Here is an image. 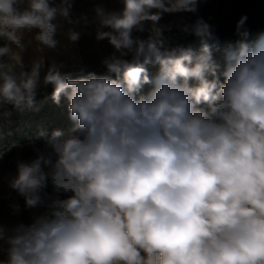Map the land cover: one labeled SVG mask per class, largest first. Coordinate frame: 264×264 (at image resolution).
<instances>
[{"label":"clouds","instance_id":"9594fccd","mask_svg":"<svg viewBox=\"0 0 264 264\" xmlns=\"http://www.w3.org/2000/svg\"><path fill=\"white\" fill-rule=\"evenodd\" d=\"M198 2L97 7L100 27L111 31L96 38L121 56L134 50L132 59L113 56L105 74L77 78L48 68L44 84L55 104L68 100L74 128L41 133L44 150L33 146V159L16 160L9 186L26 207L48 198L53 210L11 235L0 225L8 245L0 264H264V35L225 49L222 72L212 54L219 41L203 18L182 28L198 38V50L165 47L162 14L195 13ZM71 7L72 0H0V38L23 51L22 30L36 28L37 51L55 49L53 21L71 22ZM246 19L236 26L245 37ZM145 22L148 38L133 39ZM149 63L159 65L155 77ZM42 65L41 58L24 71L19 52L0 46V106H31ZM145 85L151 91L137 98Z\"/></svg>","mask_w":264,"mask_h":264},{"label":"rangeland","instance_id":"374dc122","mask_svg":"<svg viewBox=\"0 0 264 264\" xmlns=\"http://www.w3.org/2000/svg\"><path fill=\"white\" fill-rule=\"evenodd\" d=\"M56 2L58 3L59 0ZM26 6V4L20 6V10L23 11ZM97 7H103L106 11L119 12L123 8V3L122 0H72L69 17L71 22L60 16H57L56 20L53 21L57 24L54 38L58 43L55 49L44 47L42 52L37 51L38 47L43 46L39 45V42L34 38L39 32V29L36 28L30 31L22 30V43L25 45L23 51L15 48L16 46L6 39L0 38V46L9 44L13 51L19 52L21 58L27 62L26 65L30 67H32L33 62L43 59L33 104L31 106L23 105L19 108L10 104L0 106V152L4 153L3 158L0 159V168L7 173L9 178L16 175V160H31L35 157L36 153L33 151V146L44 150V142L39 139L41 133L50 135L53 131L60 130L64 135H68L74 128V122L69 118L68 100L62 97L61 103L55 104L51 99L53 86L44 84V76L47 74L48 68L55 63L61 66L60 71L62 73H72L73 78L86 75L88 72L102 75L107 72L104 64L106 59L113 56L125 59L133 53L134 50H123L126 55L121 56L120 51H117L108 39L98 40L96 38L98 31H111L109 28L100 27L95 11ZM155 11L153 10V12ZM185 25L187 23L184 12H178L163 13L157 26L164 29L162 34L165 42L175 38L191 41L195 36L182 31ZM151 27V22H145V30L141 32L134 29L131 34L132 38L147 39ZM70 32L79 33V39L71 41L69 39ZM261 35H264V27L249 32L243 40L253 42ZM239 42L213 48V59L221 66V72L225 65V49L229 46L235 47ZM145 67L151 77H155L159 71V65L156 63L147 64ZM221 80H223L222 76ZM190 83L195 82L191 81ZM151 88L152 85H145L137 98L139 95H147ZM9 148L11 151H8ZM50 153L51 149H48L45 155ZM52 159L55 160V156H52ZM47 170L45 167V171ZM46 191L51 194L50 185ZM35 209L37 210V217L50 214L53 210L51 200L44 198L43 202Z\"/></svg>","mask_w":264,"mask_h":264},{"label":"trees","instance_id":"16d2710c","mask_svg":"<svg viewBox=\"0 0 264 264\" xmlns=\"http://www.w3.org/2000/svg\"><path fill=\"white\" fill-rule=\"evenodd\" d=\"M247 17L241 32L247 33L264 27V0H199L195 13L184 12L187 25L193 24L198 18L211 26L214 36L218 39L217 46L233 44L245 38L237 33V22ZM164 32V29H162ZM193 45L198 50V38L191 41L175 38L165 42V47ZM133 53L125 60H131ZM152 64V63H149Z\"/></svg>","mask_w":264,"mask_h":264},{"label":"crops","instance_id":"0c3cea01","mask_svg":"<svg viewBox=\"0 0 264 264\" xmlns=\"http://www.w3.org/2000/svg\"><path fill=\"white\" fill-rule=\"evenodd\" d=\"M5 45V44H4ZM3 45V46H4ZM16 48V47H15ZM7 60V58H4ZM24 64V71H30V66L26 65L27 62L22 58ZM20 69L17 68L16 72L19 73ZM11 178L0 168V225H2L7 234L11 235L12 230L18 224H31L37 217V210L34 208L26 207L24 197L19 195L14 189L9 186ZM13 205H18L19 210L14 211ZM8 245L6 242L0 241V259H6V249Z\"/></svg>","mask_w":264,"mask_h":264}]
</instances>
